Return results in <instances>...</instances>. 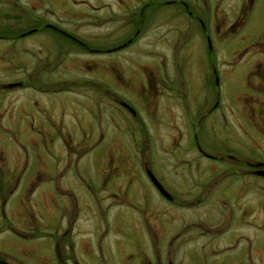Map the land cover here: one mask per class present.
Segmentation results:
<instances>
[{"label":"rangeland","instance_id":"rangeland-1","mask_svg":"<svg viewBox=\"0 0 264 264\" xmlns=\"http://www.w3.org/2000/svg\"><path fill=\"white\" fill-rule=\"evenodd\" d=\"M145 1L149 0H0V258L9 263H25L38 252L53 253L50 237L31 236L45 235L48 228L64 225L59 217L64 207L70 208L72 199L62 190L69 188L81 206V195L87 188L78 181L79 173L101 198L100 247L104 254L112 256L108 245L113 243V264H168L167 260L171 264H241L242 243L231 251L216 254L211 245H200L204 239L187 242L176 251L175 246L166 244L179 221L174 214L190 210L165 203L140 167H144V162L160 184L177 191L175 181L182 168L176 159L189 160L195 155L191 134L179 120V114L172 121L162 122L161 117L156 120L142 111L148 128L143 134L138 120L130 115L115 116L120 129L113 128V59L128 63L130 54L113 51V45L127 32L126 21L120 17L138 11ZM161 1L151 0L145 10L154 9L167 16V12L181 8L175 1L165 5ZM189 1L194 2L192 6L198 14L208 17L204 20L211 27L210 44L219 68L220 101L227 104L224 114L228 119L223 132L220 129L224 123L214 121V131L199 133L197 139L209 151L220 149L226 154L227 147L243 141L236 119L243 110L238 96L248 94L244 102L249 103L251 95H257L264 105V91L253 90L246 82L251 66L261 62L259 74L264 71V0ZM162 20L156 19L143 29L134 55L151 59L155 50L160 51L163 39L155 38L169 28ZM45 22H57L82 36V44L74 45L63 34L45 28ZM34 26L41 29L24 36L19 34ZM192 27V35L196 34L193 52H205L206 41L198 38L200 27L193 23ZM234 59L237 60L233 63ZM127 71L125 67L120 70L124 81L129 77ZM94 76L96 82L83 79ZM258 79L264 81V77L252 80ZM131 95L135 98L134 93ZM217 116L219 113H214ZM174 126L181 132L180 139H176ZM222 136L224 139H220ZM257 139L262 143L257 150L259 157L264 159V137ZM176 141L180 143L175 145ZM118 159L129 171L106 175L105 164L118 163ZM225 162L217 159L213 165L220 170ZM129 174L135 177L130 178ZM216 174L219 173H214L213 178H217ZM71 179L74 185L68 186ZM261 179L264 185V178ZM219 186L211 194H216ZM226 200L232 213V229L237 226L234 219L238 208L231 197ZM163 206L165 212L161 213ZM146 208L151 219L145 227L136 215ZM220 209L226 208L212 199V203L206 201L194 211L218 222L221 215L216 211ZM32 224L38 227L34 232L29 230ZM78 228L76 242L83 238V230ZM222 238L217 234L213 241L233 242ZM253 239L264 242V231L256 233Z\"/></svg>","mask_w":264,"mask_h":264},{"label":"flooded vegetation","instance_id":"flooded-vegetation-1","mask_svg":"<svg viewBox=\"0 0 264 264\" xmlns=\"http://www.w3.org/2000/svg\"><path fill=\"white\" fill-rule=\"evenodd\" d=\"M172 1H175L177 5L179 4L181 8L173 13L167 12V16H161L162 12L154 9L145 10V6L147 7L151 2L149 0L145 1L138 11H132L127 15L124 13L120 17L126 21L127 32L118 43L113 45V51H130V54L127 56L129 60H126L128 63L120 61L124 65L117 62L115 58L113 59V86H115V90L111 92V95L116 111V113H112L113 128L120 129L115 116L122 114L127 117L130 115L138 120L136 121L142 126L140 127L143 134L148 132V128L142 120V111L156 120L160 117L163 118H160L162 122L166 119L172 121L176 118L175 114H179V120L191 134V150L195 155L193 159L189 160L176 159V163L182 168L179 170L175 181L178 187L177 191H171L161 184L165 191L160 192L146 173L147 170H150L147 165L142 162L144 167H140L143 175L155 187L156 194L165 203L174 205L176 209L178 207V209L190 210L185 211L184 215L175 212L174 215L179 221L172 234L169 235L170 237H167L166 244L175 246L176 251L180 245L204 239L200 245L202 247L211 245L212 253L216 254L231 251L242 243L241 264H264V242L253 239L256 233L264 231V196L262 194L264 193V185H262L261 179L264 178V159L259 157L258 151L261 149L262 143L257 139L260 136L264 137L263 101L257 95H251L253 98L250 99L249 103H246L244 101L248 94L238 96L237 101L239 104H243V110H241L242 112L239 111L240 115L236 118L237 127L243 134L241 143L234 147H227L226 154L222 153L223 150L218 151L220 149H217L216 152H211L202 146L197 139L199 133L214 131L212 130L215 125L214 121L217 124L224 123L220 129L222 132L227 126L228 119L225 118L224 114V108L227 104L225 105L220 101L219 68L214 63L213 47L210 44V25L205 22V17L194 10L193 1L162 0L161 2L165 5ZM156 19H164L162 23L169 24V28L167 27V30L157 34V38H155V40L163 39V47L166 46V48L162 47L159 49L160 51L153 49L156 53L151 54V59H143L140 55H134V52H137L136 49L138 50L137 42L142 31H144L143 29ZM166 19L168 20L165 21ZM192 23L200 27V37L198 38L199 40L201 38V42L206 41L208 49L205 52L195 53L192 50L193 39L196 35H192L195 29L192 27ZM44 24L45 28L63 34L65 38L74 41V45L82 44V36H77L69 29L63 28L61 24H57V22H45ZM38 29L41 27L34 26L19 34L24 36V34L36 32ZM166 49L169 51L167 52ZM239 53L238 51L237 54ZM236 60L231 61L234 63ZM123 67L128 70L127 76H129L125 81L120 72ZM261 67L260 62L248 69L246 82L247 86L253 90L264 91V81L252 80L253 78L264 77V71L262 75L259 74ZM83 79L88 83L97 81L95 76L83 77ZM255 83L257 84L255 85ZM131 93H134L135 98H132ZM214 113H219V116L214 117ZM177 128L174 126L173 130L178 135L176 139H180L181 132ZM220 139H224V136ZM179 143L176 141L174 144L178 145ZM217 159L226 160L220 170L215 169L216 167L213 165V160L217 161ZM120 161L121 159H118V163H106V167L103 169L104 173L111 175L113 172L112 176H114L117 171H129L130 168H125L122 163H119ZM202 164L204 165L202 166ZM186 170L190 173H184ZM202 170L206 173H201ZM100 172L101 167L99 165L97 169L99 178ZM214 173H219L216 174L217 178H213ZM76 176L79 178L80 184H85V188H87L84 193L82 192L81 206L77 205V199L69 188L62 190V193L68 194L72 199L70 208L64 207V211L59 217L63 220L64 225L46 228L47 234L45 235L35 234L31 236L41 237V239L44 236L50 237L53 241L52 248H50L53 253L41 254L38 252L33 254V257L25 263L19 262V264H113V243L108 245L112 256L104 254L100 247L103 236L102 229H100L103 215L99 206L101 198L97 190L93 187L90 188L79 173ZM129 176L130 178L135 177L134 174H129ZM158 183L160 184L159 180ZM73 185L74 179L69 180L68 186ZM187 186L192 189L183 191L182 187ZM217 186L219 187L216 194H211L212 189ZM79 187L81 186L79 185ZM81 190L84 189L81 188ZM183 196L186 199L182 201L179 198ZM230 197L238 208L234 219L237 226L232 229H230L229 222L232 213L226 205L227 200L225 201L226 198ZM212 199L218 204L222 203V208H226L216 211L221 215L218 222H214L213 218V221L208 220L205 216L202 217L203 214L194 211L197 205L204 204L206 201L212 203ZM209 207L214 208L213 206ZM164 208L165 206H163L161 213L165 212ZM49 213L53 215V211ZM149 214L147 208L137 213L136 217L140 225L144 224L145 227L149 225L151 219ZM161 224L162 221L158 222L160 229ZM78 227L83 230V238L76 242L74 237L78 234L76 231L79 229ZM37 228L36 224H32L29 230L34 232ZM217 234H220L222 239L233 242L230 244L222 240L213 241ZM3 260L6 261V259ZM167 261L168 264H171L170 260Z\"/></svg>","mask_w":264,"mask_h":264},{"label":"water","instance_id":"water-1","mask_svg":"<svg viewBox=\"0 0 264 264\" xmlns=\"http://www.w3.org/2000/svg\"><path fill=\"white\" fill-rule=\"evenodd\" d=\"M258 172L260 173L259 170H258ZM146 173H147V175H149L150 179L152 180L153 185H155L160 192L165 191L164 188L161 186V184L158 183V180L154 176V174H152L150 172V170H147ZM0 264H9V263L3 259H0Z\"/></svg>","mask_w":264,"mask_h":264}]
</instances>
